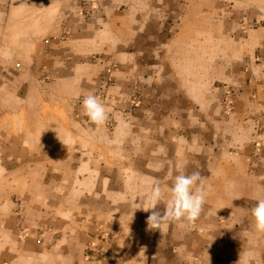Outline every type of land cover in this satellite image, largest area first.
I'll list each match as a JSON object with an SVG mask.
<instances>
[{
  "label": "crops",
  "instance_id": "1",
  "mask_svg": "<svg viewBox=\"0 0 264 264\" xmlns=\"http://www.w3.org/2000/svg\"><path fill=\"white\" fill-rule=\"evenodd\" d=\"M193 172L199 218L149 230ZM258 199L264 0H0V264H264Z\"/></svg>",
  "mask_w": 264,
  "mask_h": 264
},
{
  "label": "clouds",
  "instance_id": "2",
  "mask_svg": "<svg viewBox=\"0 0 264 264\" xmlns=\"http://www.w3.org/2000/svg\"><path fill=\"white\" fill-rule=\"evenodd\" d=\"M84 114L95 124L103 125L108 119L106 107L92 94L84 97L82 101ZM171 184L167 189V200L164 203V211H154L161 204L165 193L158 181H153L151 188L141 198L138 208L151 211L147 218L149 230L166 232L171 222L186 220L193 222L201 215L205 195L203 192V178L199 172L192 174H178L174 177L169 174ZM146 200L148 206H144ZM137 208V209H138ZM254 228L257 233H264V199H258L251 209Z\"/></svg>",
  "mask_w": 264,
  "mask_h": 264
},
{
  "label": "built area",
  "instance_id": "3",
  "mask_svg": "<svg viewBox=\"0 0 264 264\" xmlns=\"http://www.w3.org/2000/svg\"><path fill=\"white\" fill-rule=\"evenodd\" d=\"M98 234H99L98 239H99V240H102L103 237H104V234H103L101 231H100ZM91 253H92V254H93V253H96V250H93V251H92L90 248H88V252H87L86 255L89 257Z\"/></svg>",
  "mask_w": 264,
  "mask_h": 264
},
{
  "label": "rangeland",
  "instance_id": "4",
  "mask_svg": "<svg viewBox=\"0 0 264 264\" xmlns=\"http://www.w3.org/2000/svg\"><path fill=\"white\" fill-rule=\"evenodd\" d=\"M229 111H230V109H229ZM20 223H21V222H20ZM22 227H23L22 224H20V229H23Z\"/></svg>",
  "mask_w": 264,
  "mask_h": 264
}]
</instances>
